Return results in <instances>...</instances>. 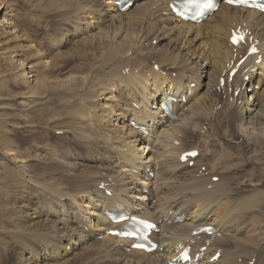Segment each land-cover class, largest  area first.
I'll list each match as a JSON object with an SVG mask.
<instances>
[{
    "label": "bare ground",
    "instance_id": "1",
    "mask_svg": "<svg viewBox=\"0 0 264 264\" xmlns=\"http://www.w3.org/2000/svg\"><path fill=\"white\" fill-rule=\"evenodd\" d=\"M47 1L43 3L46 12L67 6L65 13L63 8L57 16L59 23L70 24V30L79 36L76 44L91 48L96 45L109 54L107 80L97 85L104 103L99 100L100 104L95 105L93 101L98 97L92 95V102H79L82 111L77 107L73 116L85 120L90 131L79 124L76 128L80 136L90 146H101L102 151L94 156L95 165H90L93 169L86 165L83 174L70 184L67 178L63 181L65 176L61 179L57 175L61 181L49 176L54 179L53 187H42L48 195L45 193L41 204H37L39 209L19 206L21 217L29 221L20 233L25 238L19 251L21 264L46 263L56 255L63 259L56 264H88L101 257L107 264H169L182 245H189L193 256L206 246L196 264H264V224L259 219L263 211L254 210L261 206L257 204L264 191V179L251 161L264 144V15L223 3L205 21L189 23L171 13L168 2L172 0H134L125 12L119 10L116 0H75L74 8H69L72 5L68 1ZM5 20L0 19V28L6 25ZM239 25L250 32L261 59L255 63L257 56L246 58L241 78H234L236 89L229 93V84L218 87L219 77L235 52L244 55L248 49L247 45L233 48L229 44L230 28ZM64 26H60L63 31ZM94 30L97 32L92 33ZM23 64L21 73L25 68L34 72L26 77L33 78L30 81L35 91L47 82L45 77L34 80L36 64ZM77 78L82 85L90 80L87 75ZM182 98L185 102L174 103ZM165 100L170 106L173 103L172 115L161 111ZM132 120L144 126L146 132L132 127ZM67 123L71 124L68 121L64 125ZM203 126L209 128L208 133L202 132ZM184 140L194 141V146L186 142L191 147L185 143L188 148H184ZM195 149L199 152L195 158L178 160L181 152ZM191 160L193 165L189 166ZM73 165L66 170L68 174L62 169L63 173L77 175ZM214 176H218L217 181L212 180ZM244 182L254 189L245 192L239 186ZM108 190L110 194H106ZM116 208L128 209L159 225V232L152 233L158 244L154 250L146 253L131 249L132 240L105 233L121 225L111 224L106 215V211ZM205 225L213 227V235L192 234ZM216 252L220 255L212 260Z\"/></svg>",
    "mask_w": 264,
    "mask_h": 264
},
{
    "label": "rangeland",
    "instance_id": "2",
    "mask_svg": "<svg viewBox=\"0 0 264 264\" xmlns=\"http://www.w3.org/2000/svg\"><path fill=\"white\" fill-rule=\"evenodd\" d=\"M40 1H42L41 4ZM46 1L47 0H31V1L30 0H0V5H1L0 19H2V17H4V20L7 19L5 20L7 21L5 22L7 26L5 25L2 26V28H0V264H19V263L21 264V260H20L21 253H19V251L20 248L22 247V244H24L22 241H24L23 239L25 238L24 235L20 233H22L23 225H27L29 221L24 217L23 218L21 217L19 206L26 204L27 208L30 207L32 209L36 208V210L39 209L40 205L37 204H41V200L45 198L46 189L45 191L43 189L47 185H49V187L51 188L53 187L52 182L54 179H51L52 176H54V178L57 179L58 181H61L59 180L60 179L59 177L65 176L63 178V181L65 182L67 178L68 180L66 181V183H69L71 182V180H74L76 176L77 178H79L81 174H83L85 169H87L86 165H88L87 166L88 168H90V165H95L92 160H94L97 157V155L102 151L101 146L99 149L94 145L95 147L94 149L93 146L87 144L88 141L85 138L83 139L80 136L78 128L76 127H78L79 124L83 125L85 120L82 121V119L79 120L75 118L76 117L75 110L78 107V109L82 111L81 109L82 106L80 107L79 105L80 104L86 105L87 100L88 102L89 101L92 102L95 96L96 98L98 97L97 98L98 100L93 101L95 105L96 104L98 105V103L100 104V101L101 104L104 103L105 99L104 100L100 99L101 96H103V94L100 93V91L98 90L99 88L98 86L100 85V83H103L104 81L107 80L105 75V70L109 69L110 62L106 60V56L109 54H107V52L104 53L103 52L104 49H97L96 45L93 48L89 47V45L86 44L85 45L79 44L80 45L79 46L76 43L80 40V38L79 36L76 35V33H74V31L72 30L73 29L72 26L70 24L69 25L65 24L64 26L62 23H59L60 18L58 16L62 12V11L60 12V10H63L64 8L63 13H65V9L66 10L68 9L66 8L67 6L65 7L64 4L68 1L67 4L70 3V5H72L69 8H74L76 7V4L74 3L75 0H62L61 1L62 3L66 1L63 4L64 5L63 8L59 7L60 10L49 9V11L46 9L47 12L44 11L45 9H43V7H45L46 5L45 3L48 2ZM57 1L59 2L58 4H60V0ZM50 13L52 14L55 13V14L52 16V14ZM48 14L50 15L48 16ZM60 26L65 27L64 31L63 28L62 29L60 28ZM69 27L72 29L70 30ZM65 29H67L66 32L68 34L65 32ZM12 32H14V34ZM63 32L66 33L65 34L66 36L64 35ZM94 32H97V30H94L92 33ZM11 34H13L14 37ZM58 35L59 37L61 36V38H58ZM16 37H18V39H16ZM57 41H60V43ZM65 43L67 45H65ZM208 44H210V41L208 42ZM28 45L31 47H29ZM81 46H83V48ZM79 47L82 48L83 51H78L80 49ZM72 48L76 50L74 49L72 50ZM26 53H28L29 55ZM98 58L99 60H97ZM100 60L102 62H100ZM21 63L23 64V66H28L30 64L33 66L36 64V67L34 66V69H37L36 70L37 73L36 76L34 77V80L35 79L40 80L42 79V77H45L47 78V82L43 83L45 85L39 84L36 87V91H35V89L31 87L32 83L30 81L33 78L26 77L34 72L32 71L30 73L28 72L30 69L25 68V72L23 71L24 74L21 73L23 68ZM150 63H152V61H150ZM95 64L99 66L95 67ZM104 64H106L107 66H105ZM98 70H101V73H98ZM73 75L77 77H82L83 75H87L88 78L91 80V81L89 80L90 83L88 81L87 82L92 86H88L89 84L87 82H86L87 84L85 83L86 85L85 84L82 85L81 83H79L78 78ZM90 75L91 77H89ZM97 75L99 78L96 77ZM71 76L74 78V80L73 78H71ZM98 79L101 80L99 81ZM96 80H98V82ZM92 81L94 84H92ZM55 84H57L56 87ZM59 85L61 86L60 88L58 87ZM52 86L54 88H52ZM93 87H95L97 90L94 89ZM91 88H93L94 90L93 89L91 90ZM30 92L33 94L31 95ZM96 92L100 94L99 95L95 94ZM35 93L38 94L37 97L39 99L36 97ZM83 95L85 96V98L87 96V99H84ZM92 95H95L93 99L91 97ZM33 96L36 97V100L35 97ZM81 96L83 97L81 98ZM88 96L91 98V100H89ZM80 98L84 101H82ZM73 103L75 104L73 105ZM70 112H72V114ZM68 121L71 122V124L67 123V125H64ZM99 121L100 120H98V122ZM84 125L89 133L90 131L86 123ZM68 127L70 128L68 129ZM221 128L224 129L223 126ZM91 129L92 128H90V130ZM205 130L208 131L209 128L206 127ZM76 138H78L79 140H77ZM85 140L87 142H85ZM186 142L187 143L189 142V144L192 143V141L184 140L183 143L185 147L184 146L183 147L184 148H188L187 146L191 147ZM185 143L187 144V146ZM86 145L88 149L86 148ZM192 146H194V144ZM89 147L92 149H89ZM93 150L96 151L93 152ZM78 151L80 153H78ZM257 152L254 154L253 160H251L253 161L252 166L253 167L257 166L256 167L257 171L261 173V177L264 179L263 176L264 175V144H262L257 149ZM71 153L74 155L70 156ZM63 154L65 155L63 156ZM88 154L89 155L91 154V156L89 157ZM76 157L77 159H74ZM68 158L69 161H67ZM71 163L73 164L78 163L77 165L78 166L80 165V169H79V167L76 164L75 165L72 164L73 166H75V168L78 171L77 172L75 169L77 175L75 172H74L75 174L72 173L74 174V176H72L70 173L69 175H65L67 173L66 170L69 171V167L72 166ZM26 164L28 167L26 166ZM249 165L250 163L248 164V167ZM96 168L97 167H95V169ZM62 169L65 170L66 173L65 172L63 173ZM55 171L57 173H55ZM28 172L31 175H29ZM238 173L239 175L243 174L242 172L237 171V174ZM261 184L264 185L262 181ZM43 186L44 188H42ZM239 186L241 188L243 187L242 189L246 190L245 192L254 189V187H252V185L250 186L248 182H244L243 185H239ZM234 187H237L236 184ZM46 194L48 195V193ZM260 199L263 200L261 201ZM263 203H264V191L260 194L259 204H257V205L261 204V206H257L254 209V210L263 211L260 212L261 215L259 218L260 220H262V225L264 224ZM84 204L86 203L84 202ZM85 229L87 230L86 227ZM93 240L94 239H91V241ZM23 256H25V254ZM61 260L63 259L62 258L60 259L56 255V259H53L52 261L46 263L53 264L55 262L56 263L61 262ZM100 260L102 262H100ZM96 261L98 264L108 263L107 260L102 259V257L101 259H97L90 262L91 264L94 263L96 264ZM90 262L88 264H90ZM38 263L46 264L43 261H39L36 263L34 262L33 264H38ZM76 263H77L76 261L72 262V264H76Z\"/></svg>",
    "mask_w": 264,
    "mask_h": 264
},
{
    "label": "snow or ice",
    "instance_id": "3",
    "mask_svg": "<svg viewBox=\"0 0 264 264\" xmlns=\"http://www.w3.org/2000/svg\"><path fill=\"white\" fill-rule=\"evenodd\" d=\"M195 153H193V155H194Z\"/></svg>",
    "mask_w": 264,
    "mask_h": 264
}]
</instances>
